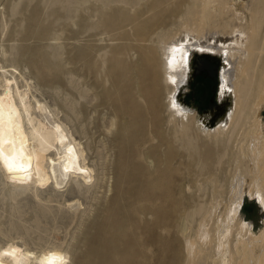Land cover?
Segmentation results:
<instances>
[{
  "label": "bare ground",
  "instance_id": "1",
  "mask_svg": "<svg viewBox=\"0 0 264 264\" xmlns=\"http://www.w3.org/2000/svg\"><path fill=\"white\" fill-rule=\"evenodd\" d=\"M200 1L209 4L77 0L66 6L68 0H39L21 14L12 31L20 35L26 28L34 41L5 48L1 57L16 51L15 69L28 88L33 86L26 70L41 90L55 96L66 121L40 102L46 112L35 117L27 92L12 90L5 79L0 264H264V230L257 235L252 222L237 224L238 255L232 251L234 214L243 205L245 185L264 206V128L253 114L264 101V62L257 67L264 55L263 20L254 15L251 37L238 30L168 38L170 26ZM9 2L13 12L21 1ZM102 33L118 42L98 44L102 39L95 37ZM178 42L186 43L180 58L169 51ZM198 53L222 63L224 112L215 120L210 111L198 116L181 98ZM197 69L216 75L213 61L202 60ZM50 184L65 191L47 202L67 206L69 192L76 203L68 206H81L83 198L86 206L82 215L79 207L71 209L75 226L68 227L69 241L47 251L35 242L42 235H32L34 229L41 233L38 210L27 215L13 205L6 226L1 205L27 194L42 201L40 189ZM42 207L52 211L49 204Z\"/></svg>",
  "mask_w": 264,
  "mask_h": 264
},
{
  "label": "rangeland",
  "instance_id": "2",
  "mask_svg": "<svg viewBox=\"0 0 264 264\" xmlns=\"http://www.w3.org/2000/svg\"><path fill=\"white\" fill-rule=\"evenodd\" d=\"M6 1L8 0H5V1L0 0V16H1L0 23H2L3 25L1 28L2 30H0V31H3V32H0V35H1L0 36V49H1L0 50V90L3 89V85L5 84V81H6L5 79L8 78L11 82L12 90L18 89L20 92H23V91L27 92V97H28L29 102L32 105V112L35 117L42 118V115H43L42 113L46 112V110H41L37 106L38 103L40 102L44 104L46 103L48 105V110H51L54 113L58 112L59 117L62 120L66 121L64 113L60 111L58 105L55 102V96L50 92L41 90L36 85L35 80L31 79L29 71L26 70V78L29 79V82H31L33 86L32 88H28L27 83L25 82L24 78L21 76L20 72L15 69L16 66L14 64H16L18 60L17 58L18 54H16L15 50H13V52L15 51L14 55L11 56L10 58L5 59L1 57V51L5 48L9 49L10 46H16L18 48L19 47L23 48L25 47L24 45L27 44V41H28L27 45H29L30 43H33L34 39L31 37L29 31L25 27L24 28L26 30L23 28L24 30L21 33L24 36L21 34L20 35L14 34L12 30L16 27L19 20L23 17L21 14L30 12L31 9L33 10L34 6H36L39 0H32V1L19 0V2L20 1L21 2L20 3L18 2L20 5L19 4L17 5L16 10H15L16 13L15 11H13L14 12L13 13L12 9L10 8L11 7L9 5L10 0L8 2ZM75 1L77 0H68V3H65V5L67 6V4H73L75 3ZM204 4L205 2L200 1L193 9H191L188 13H186V15L181 19V21L177 23H173L170 26L169 32L167 33L168 38L174 35L178 38H183L185 34L189 32H192L197 36H201L203 32L220 31L224 34H227V33L233 34L234 32L238 30H241V31L243 30L245 32L246 37L248 36L251 37L255 32V29L252 27V23H251L254 15L259 16L263 20L262 26L264 28V0H213V1L209 0L208 5L204 6ZM25 7L26 8L28 7V9H26ZM137 7L138 5L133 6V8H137ZM48 8L49 6L46 5L41 10L42 12H46L48 11L47 10ZM224 8L226 10H224ZM6 9H9V10H6ZM5 11H7L8 15H6ZM9 21H11V23ZM4 24L6 26H4ZM23 24L24 26H26L27 21H24ZM26 31H28L29 33V35L26 33L28 37L25 34ZM102 34H100V36L98 35L95 37L98 39L99 38L102 39V40L99 39V41L97 42L98 44L105 45V44H115L118 42V40L116 39H111V35L109 33H102ZM12 37L14 38V41ZM29 39L30 41L32 40V42H29ZM21 41L24 43H22ZM52 42L53 44H55L58 41L52 40L51 43ZM60 42H63V41H60ZM200 42L204 43L206 42V40L201 39ZM185 44H186L185 42H178L177 46L173 47V49L170 48L169 51L176 50L174 53L177 58H180L181 56L180 52L184 49ZM161 50H162V53L163 52L165 53L166 51L165 48L164 49L162 48ZM212 59H214V56L212 55L199 54V53L195 54L193 66H195L196 70L193 76H191L190 78L191 81L189 80V83L186 87L185 95L181 94V98L187 106L192 107L198 112V116L203 115L210 111L212 112V114H214V120H215V119H218L220 115L224 112L223 111L224 106L222 105V102L219 100V93H220L219 79H220V71H221L222 63L218 58L215 60H212ZM202 60H206L207 62L213 61L214 66L216 68L215 69L216 75L209 76L207 70L202 69L199 71L197 69L198 64ZM168 61L171 62V59L169 58ZM262 62H264V55H262L261 59L259 60L257 67L260 68ZM198 72H201V73H198ZM173 89H174L173 87L170 89L172 93H174L175 91ZM255 113L261 120L263 124V128H264V101L256 105V110L253 111V114ZM104 117L105 118L103 119V121L107 122L108 120L107 116H104ZM74 135L78 139V141H80L79 135L77 133H75ZM248 188H249L248 184L245 185V191L243 195V205L240 207V209L236 211V214H234V216L236 217V220H234V223L236 225L232 233V249H233L232 251L235 255H238V251L234 247V243L237 241V238H238L239 232H238L237 224H239L240 221L242 222L244 221L246 223L252 222V225H253L252 229L257 235L260 233L261 230H264V206L262 205V203L259 200V197L256 194H251L248 192ZM64 191L65 190L57 189L54 185L50 184L40 189V194L43 198L42 201L36 199L30 194H27L19 198L13 204L11 200H7L4 206L1 205V207H3V209L6 210L1 220L6 223V226H9L8 221L11 218L9 213L11 212L13 205L19 206L20 208L24 209L27 215L35 211V208H36L38 212L43 216L42 223H41V233L40 231L35 230V229H34V232H32V235H34V237L37 236V234L42 235L43 241L42 240L35 241L37 242V245L42 247V250L48 251V250H51L55 246V244L59 242L67 243L71 236L68 233L75 226V223L72 219L73 210L71 209L73 207L75 208L79 207L80 209L78 211H82L80 212V215H82L83 210L85 209V206H86L85 204L86 202L83 198L82 202L84 204H82L81 206H76V205H74L73 207L68 206V205L76 203V201L72 200V196L69 194V192H65V196L68 199L67 201L68 203H66L68 204L67 206L60 207L58 204V201H52L53 203L46 201L47 199H58L61 192H64ZM46 204H49L50 206H52V211H49V212L46 211L45 207L43 209L42 206H45ZM233 210L235 211V209ZM1 212L3 211L1 210ZM13 221L15 223L17 222V219L15 218ZM71 221H73V223ZM31 224L35 226V221H32ZM68 227L70 231L67 232V230H69ZM25 230L21 228V230L19 231L25 232ZM13 233L15 234L16 232H13ZM17 241H22V240L18 238ZM29 241L32 246H35L34 242L31 239ZM63 248L64 247H62L60 250L62 251ZM261 248H262V244L260 241H258L256 243V250L259 251L261 250Z\"/></svg>",
  "mask_w": 264,
  "mask_h": 264
}]
</instances>
